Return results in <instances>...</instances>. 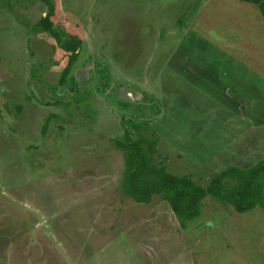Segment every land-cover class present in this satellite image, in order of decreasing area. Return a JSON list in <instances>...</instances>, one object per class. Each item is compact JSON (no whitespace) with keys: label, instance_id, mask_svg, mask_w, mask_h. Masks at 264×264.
I'll list each match as a JSON object with an SVG mask.
<instances>
[{"label":"rangeland","instance_id":"rangeland-1","mask_svg":"<svg viewBox=\"0 0 264 264\" xmlns=\"http://www.w3.org/2000/svg\"><path fill=\"white\" fill-rule=\"evenodd\" d=\"M52 1L64 38L82 41L65 86L58 82L68 54L35 26L45 4L0 0V264H264L263 208L239 214L207 196L182 228L161 195L148 204L126 196L124 155L114 143L124 120L148 124L159 138L155 165L204 187L246 156L236 128H220L211 112H225L227 96L195 78L217 76L213 61L243 58L244 48L259 57L248 74L264 68L259 8L237 2L243 40L238 22H212V0ZM218 29L238 40L218 39ZM245 80L236 92L264 132V94L242 86L264 80Z\"/></svg>","mask_w":264,"mask_h":264},{"label":"trees","instance_id":"trees-1","mask_svg":"<svg viewBox=\"0 0 264 264\" xmlns=\"http://www.w3.org/2000/svg\"><path fill=\"white\" fill-rule=\"evenodd\" d=\"M40 1L48 6L49 11L35 26L49 33L56 40L57 46L68 54L67 66L58 82L65 86L68 80L74 82V78H70L79 59L82 41L74 36L64 38L65 34L52 21L55 16L53 1ZM240 1L255 4L264 17V0ZM123 124L124 137L114 143L117 150L123 152L125 160L122 189L135 202L148 204L154 196L161 195L182 228L200 215L202 202L207 196L231 205L239 214L248 213L257 207L264 209V160L249 168L229 167L216 174L204 187L191 176L171 174L165 166L155 165L159 138L150 125L134 127L128 120H124ZM143 128L145 133L134 138L135 130L142 131ZM149 136L156 138L153 143H149Z\"/></svg>","mask_w":264,"mask_h":264},{"label":"crops","instance_id":"crops-1","mask_svg":"<svg viewBox=\"0 0 264 264\" xmlns=\"http://www.w3.org/2000/svg\"><path fill=\"white\" fill-rule=\"evenodd\" d=\"M239 1L240 0H212V7H211L210 13H212L211 14L212 22L217 23L218 27H225L224 25L227 26L230 24V22H233V23L235 21L238 22V25H239L238 29L240 31L238 30L239 33H237V32H234V33H236V35H238L243 40H245L246 38L247 39H249V38H248V33L246 31L247 28L245 27V24L244 23L242 24V22H240V21L244 20V18L242 19L243 13L241 14V12H238L236 9V6L237 7L240 6V4L237 3ZM40 2H42V1H40ZM223 2H227V4H229L228 6H225V7H226V9L231 8L230 11L232 13H230L229 11L224 9ZM240 2H242V1H240ZM42 3H44V2H42ZM242 3L257 7L255 4L246 3V2H242ZM38 7H40L41 9H43L45 11V13L41 16V18L45 17L49 11L48 6L45 4V6L38 5ZM242 8H244V5L242 6ZM204 9H205L204 13H206L207 12L206 10L208 9V7L207 8L204 7L201 10H204ZM220 10L221 11L226 10L227 13L225 15L228 16V18H230V19L226 18V16L222 17V19L226 18L227 20H222L221 18H218V14H219ZM204 13L201 12L199 14V16L201 14H204ZM250 13H252V12L248 9L247 14L250 15ZM253 14H256V12H254ZM256 15H258L260 17V19L262 20L263 27H264V21H263L264 17H263V15L259 9H258V14H256ZM198 17L196 20H199ZM231 17H233V18H231ZM219 19H220V21H219ZM255 29L259 34L262 33L261 29H258L256 27H255ZM217 31H218V34H217L218 39L223 40L226 38L225 35H223V31H221V29H218ZM249 31H250V29H249ZM190 34H191V32H190ZM226 39L230 40V41L231 40H235V41L238 40V39H232L231 36H230V39H228V38H226ZM249 42H251V41H249ZM247 45H249V43ZM244 50H245L244 53L247 55H243L244 56L243 58H240L242 56L238 57L237 59H236V57L229 58V59L217 57L216 58L217 60L213 61L219 65L218 70L221 72V73H218L217 76L208 78V76H206V75H197L198 77L195 78L196 80L200 81V83H201L200 88L215 89L217 91V93H219L220 95H226L227 96L226 98L228 99V105L231 103L232 108L237 110L236 112H232L231 111L232 109L230 106V107H228V109L225 112L221 113V111L223 109L222 106H215V105L211 106V112L216 117L215 120L217 122H220V124L223 125V126L220 125V128L227 129V130L229 127H235L236 128L232 132V135L234 137V142H237L239 144L241 149L246 153V156L238 157V160H240V161H236V164L232 161H231V163H234V166L240 167V168L246 167V166H244L245 160L253 159L254 163L251 164V166H253L256 163H258L259 161H261L263 158L262 155H264V152H260V150L262 151V149H264V132H262L260 130L262 128H259L260 124H258V122H260V121H258L256 119L255 114H254V116H252L251 105L247 104V102L245 100H242L241 96H238L239 93L236 92L238 90V87H236L238 80H241V79L245 80L246 77H251V75L255 76L257 78H262L264 80V68L259 66L254 70V73L248 74V70H253V69H251V67L249 65L252 62H254L255 60H257L259 57L254 55V54L249 55V53L247 52V50L245 48H244ZM239 76H241L242 78H240ZM242 86L246 90H249L251 88H253V90L255 89L254 92H256L257 94H264V83L245 82V83H243ZM233 92L237 93L236 96L232 95ZM227 99H226V101H227ZM236 113H242L243 115H245V117L247 118V121L246 122L230 121L229 116L231 115V116L235 117ZM219 114H221V117H222L220 119L218 118ZM252 117H254L253 120H252ZM225 118L227 119L226 121H225ZM222 132L223 131H221V133ZM222 143H226V142H222ZM239 153H240V151H239ZM263 160H264V158H263ZM251 166H247L246 168H249Z\"/></svg>","mask_w":264,"mask_h":264}]
</instances>
